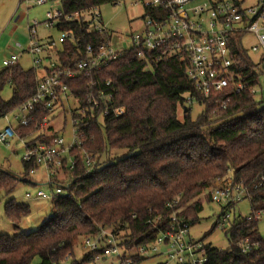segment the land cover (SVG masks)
Masks as SVG:
<instances>
[{"label":"trees","instance_id":"obj_1","mask_svg":"<svg viewBox=\"0 0 264 264\" xmlns=\"http://www.w3.org/2000/svg\"><path fill=\"white\" fill-rule=\"evenodd\" d=\"M59 1L64 15H68L84 14L90 8L100 11L103 5L124 0ZM58 28L70 32L76 41L66 39L58 49L57 63L63 66L83 59L87 45L97 51L103 42L102 33L91 30L84 19L76 22L62 17ZM231 48L234 73L247 86L257 83L261 67L242 45L241 35L231 38ZM186 66V59L157 58L155 51L133 46L98 70L62 78L80 108L88 106L87 93L104 89L111 94L113 106L121 107L123 113L105 118L74 113L82 119V142L69 150L74 159L72 168L66 166L68 156L63 159L65 179L59 182L70 196L51 200V215L28 233L19 231L22 218L30 212L28 205L8 198L4 215L14 233H0V264H59L72 256L77 237L95 236L102 229L117 237L120 231H128L132 240L119 239L120 244L137 248L153 240L157 233L153 225L171 213L166 205L173 200H177L173 204L177 211L183 203L189 205L190 215L185 210H179L178 215L190 225L195 223L202 210L196 198L229 172L244 186L251 214L264 211V98L248 91L224 96V106L205 102L201 113L193 118V106L185 103V95L194 92ZM106 81L110 85H105ZM5 84L12 95L8 101L0 99V115L31 97L36 89L35 71L19 64L4 68L0 71V90ZM30 117L26 126L16 129L20 137L34 133L45 112L35 106ZM22 165L28 175L35 163L22 160ZM17 181L0 173V190L8 196ZM207 198L210 201L208 193ZM257 221H233L226 230V249L206 243L205 264H264V236L258 233ZM243 241L255 246L243 251ZM97 253H85L75 264L93 260ZM129 257L134 263L141 259L135 252Z\"/></svg>","mask_w":264,"mask_h":264},{"label":"built area","instance_id":"obj_2","mask_svg":"<svg viewBox=\"0 0 264 264\" xmlns=\"http://www.w3.org/2000/svg\"><path fill=\"white\" fill-rule=\"evenodd\" d=\"M130 1L140 5L144 11L142 29L136 35H131V47L155 51L157 58L180 57L187 60L186 73L194 92L185 95L186 105L203 106L205 102L213 101L224 106L222 101L224 96L229 97L244 91H248L256 98H264V0ZM34 3L43 5L47 0H35ZM46 16V24L49 27L55 26L58 30L62 17L67 21L76 22L84 19L90 24L91 30H98L103 36V42L97 51H94L91 45H87L83 59L75 65L63 66L57 63V51L66 39L76 42L70 32L60 31L57 42L53 38L41 40L36 36L34 23L27 28L26 47L22 48V45L16 42V46L22 50H12L2 60L3 67L7 68L16 65L23 55H30L32 69L35 71L36 89L28 100L13 109L14 124L10 123L7 114L0 115L7 121L0 129V142L9 143L13 138H18L25 145L22 160L35 163L29 172L33 173L39 165L50 171L52 185L49 191L38 189L34 193L26 192L25 197L56 200L61 195L70 196L67 188L59 183L63 178H59L58 174L63 172L65 156H68L66 166L73 167L74 159L68 155L69 150L82 142L80 126L82 119L74 116V113L100 118L123 113L121 107L113 106L111 94L104 89L87 93L88 106L80 108L78 99L67 88L62 78H73L83 72L98 70L131 47L125 48L120 45L119 35L104 26L97 8H90L84 14L74 12L68 15H64L61 10L51 9L46 11ZM247 34L255 37V43L249 48L244 44ZM240 35L241 43L247 52L259 54L254 62L261 67V74L258 82L250 86H247L232 69L235 56L232 53L231 38ZM114 43L118 47H115ZM105 85H110V81H106ZM70 100L76 101L74 108L69 103ZM35 106L43 108L45 117L34 133L20 137L16 129L29 123L30 112ZM64 111L70 112L73 126V143L67 146L63 137L59 135L61 129H47V123ZM39 137L42 141L33 142ZM89 157L87 155L85 160L87 171L91 168ZM245 191L244 186L236 182L231 174L217 178L208 187L210 201L221 206V212L214 223L216 226L224 230L228 225L227 230L229 229L231 223L235 221L234 211L233 219L230 220V209L245 197ZM176 203L177 200L167 203L166 206L172 210L171 213L164 221L153 225L157 231L155 237L151 242L139 245L136 253L140 257L141 253L148 251L166 254L168 260L160 264H205L207 242L189 238L190 223L178 215L179 210H174L173 204ZM259 214L260 212H256L245 220L257 219ZM82 246L87 253L99 252L94 258L116 255L119 259L118 264H135L129 257L128 247H123L119 237L109 230L102 229L95 236H84ZM252 246L255 244L244 241L241 243L243 251L250 250ZM162 247H166V250H160ZM123 248L125 250L122 251Z\"/></svg>","mask_w":264,"mask_h":264},{"label":"rangeland","instance_id":"obj_3","mask_svg":"<svg viewBox=\"0 0 264 264\" xmlns=\"http://www.w3.org/2000/svg\"><path fill=\"white\" fill-rule=\"evenodd\" d=\"M35 0H0V71L4 69L2 60L12 52V50H22L25 48L28 41V26L34 25L36 36L41 40L47 38H53L56 42L60 36V31L55 27H49L46 24V11L47 10H61V3L59 0H47V3L43 5H36ZM12 16V17H11ZM19 16L18 19L16 17ZM100 16L104 26L119 35L120 45L125 48H129L132 45L131 35H136L142 29V18L144 17V11L140 5L133 4L130 0L120 1L114 5H103L100 7ZM16 42L22 45V48L16 46ZM255 43V37L251 34H247L244 38V44L247 48ZM115 47H118L116 43ZM251 57L256 61L259 57L258 53H251ZM23 69L32 68V60L30 55H23L19 58L18 63ZM12 95L11 88L5 84L0 90V99L8 101ZM69 103L74 108L76 101L70 100ZM201 105H193L190 110V115L196 118L202 111ZM8 119L11 124L15 123L13 119L14 110H10L7 113ZM179 116L182 117L181 114ZM71 115L69 111H64L59 114L54 120H50L47 125L52 130L61 129L60 136L63 137L65 145L73 143V126L71 121ZM180 118V117H179ZM7 124V121L3 116H0V129ZM25 153V145L18 138H13L9 143L0 142V164L8 163L9 169L15 173L26 174L22 165V157ZM72 157V156H71ZM70 157V159H71ZM73 159V157H72ZM50 171L44 166L39 165L33 173L26 175L33 182H37L38 185L32 183L17 181L14 184L13 190L8 196L5 195L3 190H0V233H6L12 235L14 233L11 222L4 215V203L8 198H13L15 202L26 204L29 207V214L22 218L19 226V231L28 233L34 231L40 227L42 222L51 215L52 203L51 200L40 198H26V192L34 193L36 190L41 189L45 192L49 191L50 183L49 178ZM231 174L230 172L228 173ZM59 178L65 179L63 172H59ZM62 179V180H63ZM54 182V181H53ZM68 181L65 180V184ZM202 204V210L196 215L197 221L189 226V238L198 241L203 239L211 246L218 249H226L229 245L225 229L216 226L213 229L212 225L219 213L221 212V206L215 204L207 198V191H203L197 198ZM189 205L183 203L179 207L180 212L183 210L190 215ZM235 213H234V212ZM189 212V213H188ZM231 219H233V213L235 221H243L245 218L251 216L250 202L247 197H243L240 201L236 202L233 208L230 209ZM257 229L261 236H264V211H261L258 215ZM191 221V220H190ZM128 231L122 230L118 236L120 240H128ZM85 235L79 236L74 240L72 256L66 257L59 264H72L73 261L81 262L87 250L82 246V240ZM128 238V239H126ZM128 245V244H127ZM129 245H131L129 243ZM128 245V252L132 254L136 253V248ZM125 248L122 249V251ZM160 250H166V247L160 248ZM141 259L135 262V264H160L168 260L166 254H156L148 251L147 253H141ZM119 259L116 255L100 256L90 260L88 262H82L80 264H118Z\"/></svg>","mask_w":264,"mask_h":264},{"label":"water","instance_id":"obj_4","mask_svg":"<svg viewBox=\"0 0 264 264\" xmlns=\"http://www.w3.org/2000/svg\"><path fill=\"white\" fill-rule=\"evenodd\" d=\"M186 111V109H185ZM0 173H3V174H6V175H9L15 179H17L18 181H22V182H27V183H33V184H37V182H33L32 180H30L26 174H21V173H15V172H12L10 169H9V165L8 163H5V164H0Z\"/></svg>","mask_w":264,"mask_h":264},{"label":"crops","instance_id":"obj_5","mask_svg":"<svg viewBox=\"0 0 264 264\" xmlns=\"http://www.w3.org/2000/svg\"><path fill=\"white\" fill-rule=\"evenodd\" d=\"M12 17V16H11ZM16 18H19V16H17ZM1 34V33H0ZM33 184V183H32ZM33 185H37V184H33ZM13 229V228H12ZM73 255V254H72ZM72 264H75V261L72 262Z\"/></svg>","mask_w":264,"mask_h":264}]
</instances>
